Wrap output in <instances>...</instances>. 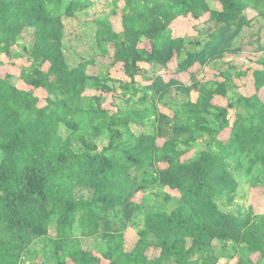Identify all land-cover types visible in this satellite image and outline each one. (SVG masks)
<instances>
[{"label": "trees", "instance_id": "16d2710c", "mask_svg": "<svg viewBox=\"0 0 264 264\" xmlns=\"http://www.w3.org/2000/svg\"><path fill=\"white\" fill-rule=\"evenodd\" d=\"M99 1L109 11L95 16L96 0H0V67L24 60L22 89L0 75V264H25L51 227L55 264H264V213L236 203L241 186L264 188V47L250 34L255 20L264 32V0ZM205 16L196 37L172 36L177 19ZM76 38L94 50L77 53ZM247 52L261 55L237 71ZM117 65L126 80L111 76ZM249 71L246 97L234 80ZM117 90L125 106L105 109ZM76 225L99 237L101 258L81 249Z\"/></svg>", "mask_w": 264, "mask_h": 264}, {"label": "rangeland", "instance_id": "374dc122", "mask_svg": "<svg viewBox=\"0 0 264 264\" xmlns=\"http://www.w3.org/2000/svg\"><path fill=\"white\" fill-rule=\"evenodd\" d=\"M217 6V5H216ZM106 11H109V8H105ZM104 7L102 6V2H100L99 0H96L95 2V7L92 9V13L95 16H99L103 10H105ZM106 13V12H105ZM248 17H252L254 15L250 14V12L247 13ZM207 20V16L203 17L200 21H196L193 20L192 18L188 17V18H183L182 20H180L179 22L173 24L171 30H172V36L173 37H196L198 34V31L202 28V23L205 22ZM110 22L113 25V28L116 32H120L121 28H120V19L117 18H111ZM251 25H255L252 26L253 30L250 32V34H257L258 31L261 28V25L259 22H257L256 20L253 21V23ZM78 25L74 22L71 25H68L66 27L67 30V34L73 33V32H77ZM255 37L257 39H259L260 41V46L264 47V32L262 30L259 31V33L257 34ZM88 36V34H86V37ZM252 37V36H251ZM92 38V37H89ZM31 36L29 34V32H25L22 35L21 38V44L22 45H29L31 43ZM85 40H81L79 38H76L72 41L71 45H73V49L75 51H77V53H81V52H87L88 49L89 51H93V46L92 44H87L86 42H84ZM237 44V43H236ZM145 48H148V46H144ZM14 52H16V49H13ZM246 56L242 55V57L240 59H249V57L256 59L258 58L261 53H244ZM73 57V56H72ZM71 62H73L74 58L69 59ZM250 60V59H249ZM242 63H245L244 60L240 61ZM24 63V60H18V61H13V62H9L6 63L5 61V65L3 67H0V75L3 76L5 74H10L13 76L12 78V82L19 87L20 89L23 88V84L21 82H19L18 80V75H19V67ZM103 63L105 65V69L110 70V61L108 59H104ZM46 69V66H45ZM175 69V62L173 61L172 64L169 65L168 70L163 72V77L165 78V80L169 79V77L172 75L173 71ZM191 72H193L196 77L198 79H203L204 81H208V80H212V79H216L214 78L213 73L208 70V69H199L197 66H195L194 68H192ZM111 76L115 79H121L123 78L122 73L119 69V65L115 66L113 69H111ZM178 79H181L182 81H186L188 79V76L186 75H181V76H174ZM248 88H250V86L248 85ZM98 93L93 92V91H86L84 93V95L86 96H92V95H97ZM37 95L39 96H45L44 93L42 91H38ZM125 100H123V98L120 96V91L117 90V92L115 94H109V95H105V102L103 104V107L105 109H110V110H114L115 111V107L119 106V107H124L125 106ZM183 101V97L180 95H176L175 96V102H182ZM222 105H224L225 103L222 102ZM160 112L165 113L169 116L172 115L170 108H163L160 107L159 108ZM133 132L135 133H139L141 130L136 128L135 126H131ZM60 134L62 136H66L67 131L65 130V128L61 127L60 128ZM98 147L101 149L106 142L105 141H98L97 142ZM159 144H161V142H159ZM196 153V150H194L193 152H191L190 154L186 155L183 159L186 158H191L193 157V155ZM169 193L173 196H177V194L175 192H170ZM81 195V194H80ZM84 198H88V193L83 192L82 195ZM140 199V195L135 196L134 201H139ZM236 203L238 205H242L243 207H248L251 206L254 210L255 213H264V188H257L254 190L249 189L247 186L243 185L240 187L239 191H238V195H237V199H236ZM231 209H225V211H229ZM94 214L97 213V211L94 209ZM96 216V215H95ZM55 235H56V231L53 227L50 228L49 230V235L44 238L43 240L38 241L35 245H33L31 247V254L29 255V260H26L25 264H55L56 262V257L54 255H51V251H52V247H53V243L52 247H51V240L55 239ZM74 238L78 239L80 242V247L82 250L89 252L91 255L97 257V258H101V253L104 250V246L102 245V243L99 240V237H95V238H84L80 235V228L78 227V225L75 226L74 229V233H73ZM137 240V236L135 234L134 231H131V229L127 230V232L124 235V250L126 252H129L133 245L135 244ZM257 258V256H253V259L255 260ZM102 264H106L105 260H101Z\"/></svg>", "mask_w": 264, "mask_h": 264}, {"label": "crops", "instance_id": "0c3cea01", "mask_svg": "<svg viewBox=\"0 0 264 264\" xmlns=\"http://www.w3.org/2000/svg\"><path fill=\"white\" fill-rule=\"evenodd\" d=\"M248 13V12H247ZM250 14H252V13H250ZM253 15V14H252ZM253 17V16H252ZM249 18H251V17H249ZM183 18H179V19H177L173 24H175V23H177V22H179L180 20H182ZM173 24L170 26V29L172 28V26H173ZM171 32H172V30H171ZM175 38V37H174ZM176 38H179V36L178 37H176ZM148 46V44L147 43H145L142 47L143 48H145L144 46ZM145 49H148V48H145ZM244 56H246L245 54H243ZM250 59V60H249ZM249 59H238L237 60V62H236V67H237V71L238 70H245V69H247V68H251V69H253V64H252V62L253 61H255L256 59H253V58H251V57H249ZM242 60H244V62L245 63H242V62H240V61H242ZM123 76V75H122ZM181 76V75H180ZM122 80H126L124 77L122 78ZM234 83H235V85H236V87L238 88L237 90H238V92L240 93V94H242L243 96H246V97H248V96H250V95H252L253 94V92H254V86H253V83H254V80H253V77H252V71H249L248 72V74H247V76L246 77H244V78H241V79H236V80H234ZM248 85L250 86V88H248ZM258 97H259V99L264 103V88H262L260 91H259V93H258ZM222 102H224L221 98H219V97H216L215 99H214V103L215 104H218V105H222L221 103ZM258 214H263L262 212L261 213H258ZM131 231H133L132 229H131ZM125 251V250H124ZM126 252V251H125ZM231 264H233V263H231Z\"/></svg>", "mask_w": 264, "mask_h": 264}]
</instances>
